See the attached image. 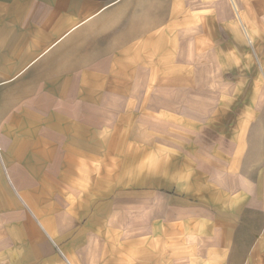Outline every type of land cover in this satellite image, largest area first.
<instances>
[{
  "label": "crops",
  "instance_id": "obj_1",
  "mask_svg": "<svg viewBox=\"0 0 264 264\" xmlns=\"http://www.w3.org/2000/svg\"><path fill=\"white\" fill-rule=\"evenodd\" d=\"M0 264H264V0H0Z\"/></svg>",
  "mask_w": 264,
  "mask_h": 264
},
{
  "label": "bare ground",
  "instance_id": "obj_2",
  "mask_svg": "<svg viewBox=\"0 0 264 264\" xmlns=\"http://www.w3.org/2000/svg\"><path fill=\"white\" fill-rule=\"evenodd\" d=\"M231 2V1H230ZM232 5V4H231ZM235 5V4H234ZM233 7V6H232ZM234 9V8H233ZM235 10V9H234ZM235 12V11H234Z\"/></svg>",
  "mask_w": 264,
  "mask_h": 264
}]
</instances>
